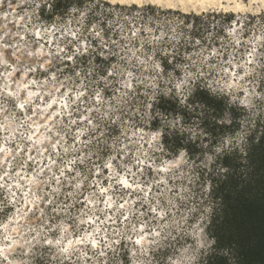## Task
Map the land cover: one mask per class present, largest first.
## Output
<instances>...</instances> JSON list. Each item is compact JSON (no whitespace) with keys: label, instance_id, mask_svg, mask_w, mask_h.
Returning <instances> with one entry per match:
<instances>
[{"label":"clouds","instance_id":"1","mask_svg":"<svg viewBox=\"0 0 264 264\" xmlns=\"http://www.w3.org/2000/svg\"><path fill=\"white\" fill-rule=\"evenodd\" d=\"M262 139L264 0H0V264H243Z\"/></svg>","mask_w":264,"mask_h":264},{"label":"trees","instance_id":"2","mask_svg":"<svg viewBox=\"0 0 264 264\" xmlns=\"http://www.w3.org/2000/svg\"><path fill=\"white\" fill-rule=\"evenodd\" d=\"M261 144L264 145V139ZM259 168H264V148L254 155ZM226 164L232 163L225 160ZM233 166L239 167L234 164ZM236 181H232L233 187ZM226 185L218 191L223 192ZM227 203L224 221L216 226L220 240H236L240 245L243 264H264V175L248 185L235 198L225 194Z\"/></svg>","mask_w":264,"mask_h":264},{"label":"rangeland","instance_id":"3","mask_svg":"<svg viewBox=\"0 0 264 264\" xmlns=\"http://www.w3.org/2000/svg\"><path fill=\"white\" fill-rule=\"evenodd\" d=\"M53 43H55V41L53 40ZM45 46H47V41H45ZM69 63H70V61H69ZM231 70V69H230ZM242 74V73H241ZM112 163H115V161H113ZM133 171H136V169L134 168L133 169ZM108 172H109V169H108V167H105L104 168V173H105V175H107L108 174ZM148 172H149V174H154V169L153 168H151V167H149L148 168ZM96 178H98L97 176H94L93 177V179H96ZM122 179L123 180H126L127 181V184H131V180L128 178V177H126V176H122ZM107 181H104V184H105V186H107ZM135 185H132V190H134L135 189ZM151 193H147V195H150ZM107 199V198H106ZM110 215H111V213H110ZM194 223V222H193Z\"/></svg>","mask_w":264,"mask_h":264},{"label":"snow or ice","instance_id":"4","mask_svg":"<svg viewBox=\"0 0 264 264\" xmlns=\"http://www.w3.org/2000/svg\"><path fill=\"white\" fill-rule=\"evenodd\" d=\"M122 183H124L125 185H128L126 180H122Z\"/></svg>","mask_w":264,"mask_h":264}]
</instances>
